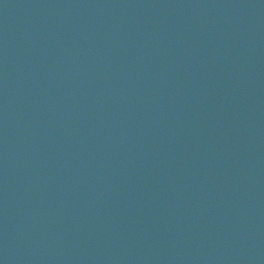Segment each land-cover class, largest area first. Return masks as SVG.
<instances>
[{
	"label": "water",
	"instance_id": "1",
	"mask_svg": "<svg viewBox=\"0 0 264 264\" xmlns=\"http://www.w3.org/2000/svg\"><path fill=\"white\" fill-rule=\"evenodd\" d=\"M215 264H264V51L233 167Z\"/></svg>",
	"mask_w": 264,
	"mask_h": 264
}]
</instances>
